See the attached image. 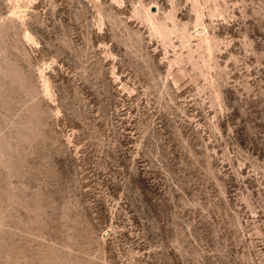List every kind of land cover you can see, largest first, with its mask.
I'll return each mask as SVG.
<instances>
[{"label":"rangeland","instance_id":"1","mask_svg":"<svg viewBox=\"0 0 264 264\" xmlns=\"http://www.w3.org/2000/svg\"><path fill=\"white\" fill-rule=\"evenodd\" d=\"M0 264H264V0H0Z\"/></svg>","mask_w":264,"mask_h":264}]
</instances>
